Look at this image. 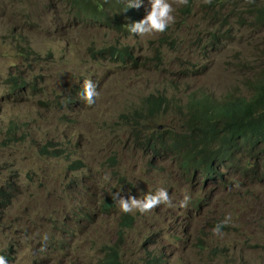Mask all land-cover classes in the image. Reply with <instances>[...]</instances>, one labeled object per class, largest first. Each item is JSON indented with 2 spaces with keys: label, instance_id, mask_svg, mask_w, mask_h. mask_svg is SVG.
<instances>
[{
  "label": "rangeland",
  "instance_id": "1",
  "mask_svg": "<svg viewBox=\"0 0 264 264\" xmlns=\"http://www.w3.org/2000/svg\"><path fill=\"white\" fill-rule=\"evenodd\" d=\"M168 2L174 22L137 35L75 19L65 0H0V255L8 264H101L124 214L109 193L143 198L161 187L173 206L130 213L124 264L154 254L168 264H264L263 179L193 180L177 153H151L138 131L178 128L176 106L200 95L250 97L264 74V27L240 24L239 14L253 16L247 1L238 10L199 0L190 11L188 0ZM139 6L142 18L147 0ZM219 16L228 35L214 30ZM120 46L137 62L100 52ZM85 79L98 91L91 105L79 95ZM148 95L172 108L140 119ZM184 193L191 199L179 207Z\"/></svg>",
  "mask_w": 264,
  "mask_h": 264
},
{
  "label": "trees",
  "instance_id": "2",
  "mask_svg": "<svg viewBox=\"0 0 264 264\" xmlns=\"http://www.w3.org/2000/svg\"><path fill=\"white\" fill-rule=\"evenodd\" d=\"M65 1L73 10L75 19L91 20L121 34L132 33L128 30L129 24L138 18L141 19V7L132 4L131 0ZM197 1L199 0H188L187 11H190ZM205 1L209 2L208 6L218 8L234 2L237 4L239 0ZM240 1H247L245 10L253 14L250 19L242 15L240 17L239 14L240 24L263 28L264 0ZM237 9L240 10L239 3ZM213 26L214 30L222 35H228L227 31H223L224 28L228 26L231 29L229 22L220 16L213 20ZM100 52L111 55L121 62H137L128 46L109 47ZM262 58L264 59V49ZM249 86L252 90L250 97H235L231 94L229 98L220 100L207 94L192 99L188 105H177L176 111L183 119L178 128H172L166 134L138 129L141 135L145 132L143 148L155 154L177 153L182 170L193 180L200 177L205 181L209 179L218 181V178L225 179L230 171H234L242 177L245 185L258 182L260 179L264 181V74L254 79ZM171 108L164 96L148 95L144 99L139 118L143 119L145 111L146 118L155 120ZM15 128L16 126L10 128L11 135H15ZM179 128L181 131H178ZM230 180L233 182L237 177L229 175L226 184ZM238 183L237 180L236 184ZM112 205V200L106 199L104 208L108 209L113 207ZM134 222L133 216H125L124 224L128 227H120L118 239L113 245L103 246L102 254L105 258L101 264H124L123 245L127 231ZM144 264H168V260L163 255L154 254L147 257Z\"/></svg>",
  "mask_w": 264,
  "mask_h": 264
},
{
  "label": "clouds",
  "instance_id": "3",
  "mask_svg": "<svg viewBox=\"0 0 264 264\" xmlns=\"http://www.w3.org/2000/svg\"><path fill=\"white\" fill-rule=\"evenodd\" d=\"M180 2L186 3L187 0H180ZM131 3L138 7L140 4L144 3V0H131ZM171 13L172 7L168 0H147L145 15H143L141 19L130 23L128 30L137 35L163 32L170 23L174 22V17ZM79 95L87 104H94L95 97L98 95L95 83L91 79H85ZM229 175H235L238 177L239 174L230 171L225 179L218 178L219 183L226 184ZM109 195L117 204L119 211L124 213L119 222L120 227H128L124 224V218L127 215L133 216L130 213L134 210L139 213H145L162 203L173 206L168 190L163 187L158 188L155 192L146 193L143 198H137L131 194L125 197L124 195H121V191H112ZM190 199V194L184 193L182 198L178 201V206L185 207ZM133 217L135 218V216ZM229 221L230 217L225 215L224 219L218 221L213 226V234L220 233L222 231V225L228 224ZM133 225L131 227H133ZM131 227H129V229ZM0 264H8V261L3 255H0Z\"/></svg>",
  "mask_w": 264,
  "mask_h": 264
},
{
  "label": "bare ground",
  "instance_id": "4",
  "mask_svg": "<svg viewBox=\"0 0 264 264\" xmlns=\"http://www.w3.org/2000/svg\"><path fill=\"white\" fill-rule=\"evenodd\" d=\"M138 20H139V18H138ZM22 82V81H21ZM216 174V173H215ZM206 175V174H205ZM208 175V174H207ZM162 256V255H161ZM166 258V257H165ZM169 262V261H168ZM147 263V262H146Z\"/></svg>",
  "mask_w": 264,
  "mask_h": 264
}]
</instances>
